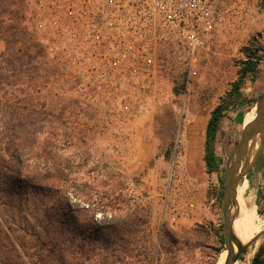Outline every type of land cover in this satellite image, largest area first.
<instances>
[{
	"label": "rangeland",
	"instance_id": "1",
	"mask_svg": "<svg viewBox=\"0 0 264 264\" xmlns=\"http://www.w3.org/2000/svg\"><path fill=\"white\" fill-rule=\"evenodd\" d=\"M36 2L0 0V139L12 143L20 129L15 122L29 123L38 148L48 146L68 169L75 204L88 206L78 189L90 187L94 199L114 203L117 195L129 205L108 207L107 219L98 212L96 218L104 224L113 222L111 213L124 218L99 232L86 229L88 219L71 220L74 230L68 234L65 264H216L225 248L226 163L264 91V12L232 38L220 33L190 75L184 49L162 45L161 79L154 93L133 121L107 122L112 114L108 108L88 102L72 75L33 36L25 10L36 12ZM256 46L261 49L256 68L232 94L246 49ZM228 96L214 142L219 167L208 172L207 124ZM118 115L127 114L123 110ZM36 118L38 126L32 123ZM52 131L60 140L54 142ZM23 133L27 130L21 138ZM245 180L244 196L258 214L262 232L264 146ZM1 226L7 224L0 214ZM263 243L264 234L246 248L241 264H252Z\"/></svg>",
	"mask_w": 264,
	"mask_h": 264
},
{
	"label": "built area",
	"instance_id": "2",
	"mask_svg": "<svg viewBox=\"0 0 264 264\" xmlns=\"http://www.w3.org/2000/svg\"><path fill=\"white\" fill-rule=\"evenodd\" d=\"M36 7L25 20L37 42L88 102L108 108L107 122H126L158 86L162 45L184 49L190 75L220 33L232 38L258 21L264 0H37Z\"/></svg>",
	"mask_w": 264,
	"mask_h": 264
},
{
	"label": "trees",
	"instance_id": "3",
	"mask_svg": "<svg viewBox=\"0 0 264 264\" xmlns=\"http://www.w3.org/2000/svg\"><path fill=\"white\" fill-rule=\"evenodd\" d=\"M259 50L257 46L246 49L247 59L232 94L239 92L244 78L255 70L260 60ZM229 104L228 96L213 110L207 124L204 161L208 172L219 167L214 142L223 111ZM22 122H15L21 129H18L15 141L11 143L10 139H0V214L7 224V227H0V264H65L68 234L74 230L70 221L90 220L91 226L86 228L90 232L113 228L124 219L121 215L117 218L111 213L110 220L113 222L104 224L96 218L97 213L103 212V219H107L108 207L129 208L128 201H119L116 195L114 203L110 200L103 202L93 198L90 187L86 191L85 187H81L78 190L88 206L75 204L71 199L74 185L71 184L68 169L59 162L54 152L47 149L48 146L38 148L32 127ZM32 123L38 126V119ZM23 130L27 133H23L25 136L21 138ZM4 133L10 138L7 131ZM50 133L54 138L57 136L53 131ZM56 140H60L59 137L54 142ZM48 143L52 140L49 139ZM72 212H77V215L71 216ZM252 264H264V243L256 251Z\"/></svg>",
	"mask_w": 264,
	"mask_h": 264
},
{
	"label": "water",
	"instance_id": "4",
	"mask_svg": "<svg viewBox=\"0 0 264 264\" xmlns=\"http://www.w3.org/2000/svg\"><path fill=\"white\" fill-rule=\"evenodd\" d=\"M255 108V117L243 125L241 137L232 147L226 163L222 204L224 250H227L224 264H234L246 248L264 234V231L259 232L249 241L242 242L234 233L238 186L246 179L264 146V91L257 100ZM234 208H236V214L233 213Z\"/></svg>",
	"mask_w": 264,
	"mask_h": 264
},
{
	"label": "bare ground",
	"instance_id": "5",
	"mask_svg": "<svg viewBox=\"0 0 264 264\" xmlns=\"http://www.w3.org/2000/svg\"><path fill=\"white\" fill-rule=\"evenodd\" d=\"M255 110L256 108H254L248 113V115L245 118L244 124L248 123L255 117ZM246 182L247 180H244L238 186V197L236 204L237 215L234 219V233L242 242L249 241L263 229V225L260 224L261 220L259 221L258 214L256 213L255 210L249 208L248 203L250 202H248L247 201L248 199L246 200V197L244 196ZM226 255H227V250H223V252L221 253V257L219 258L216 264H224ZM234 264H241V262L240 260H238Z\"/></svg>",
	"mask_w": 264,
	"mask_h": 264
}]
</instances>
